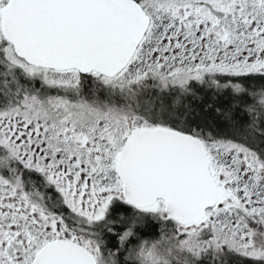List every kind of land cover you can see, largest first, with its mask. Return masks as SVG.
Masks as SVG:
<instances>
[{"label":"snow or ice","instance_id":"1","mask_svg":"<svg viewBox=\"0 0 264 264\" xmlns=\"http://www.w3.org/2000/svg\"><path fill=\"white\" fill-rule=\"evenodd\" d=\"M0 264H264V0H0Z\"/></svg>","mask_w":264,"mask_h":264}]
</instances>
